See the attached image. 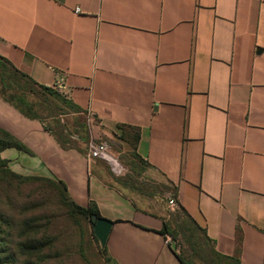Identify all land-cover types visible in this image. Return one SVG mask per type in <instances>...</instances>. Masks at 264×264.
<instances>
[{"label":"crops","instance_id":"0c3cea01","mask_svg":"<svg viewBox=\"0 0 264 264\" xmlns=\"http://www.w3.org/2000/svg\"><path fill=\"white\" fill-rule=\"evenodd\" d=\"M0 58L85 119L89 134L62 144L0 95V127L31 152L1 158L95 203L114 223L104 264H181L166 207L122 178V155L175 190L219 253L264 264V0H0ZM121 126L139 128L136 147Z\"/></svg>","mask_w":264,"mask_h":264},{"label":"trees","instance_id":"16d2710c","mask_svg":"<svg viewBox=\"0 0 264 264\" xmlns=\"http://www.w3.org/2000/svg\"><path fill=\"white\" fill-rule=\"evenodd\" d=\"M11 77L23 81L29 92L37 89L25 75L11 67L5 59L0 58V95L27 118L45 122L40 117L22 110V107L7 94L10 85L9 78L11 79ZM40 90L56 96L60 95L47 87H41ZM22 102L27 105L25 99ZM69 105L75 113H79L80 110L72 103ZM29 108L31 109V107ZM84 123L83 129L77 133L78 137L89 134L87 124ZM120 128L123 132L121 139L136 147L140 137L139 128L132 126H121ZM47 129L53 132L62 144L67 143V141H70L71 144L74 143L71 140L73 133L70 130L63 127L51 129L48 126ZM9 148L31 154L23 142L0 127V264H80V261L91 264L83 253V249L80 247L77 250L70 243L66 230L63 229L62 221L65 217L74 220L77 218L86 219L91 226L88 242L100 244L93 233L92 217L96 215L101 218L95 203L83 208L70 197L63 182L41 176H23L14 172L9 161L1 158V153ZM171 191L172 196L176 199L175 190ZM177 211L202 232L204 244L207 246V255L201 252L198 259L203 264H241L238 259L219 253L213 242L206 236L204 228L181 207ZM170 229L169 222L165 223L161 234L164 236L171 235L173 240H178L179 238L175 237ZM193 245L196 246V244ZM182 246L183 244L180 245L181 248ZM97 249V254L104 264L107 259V246L102 248L100 245ZM176 250L181 264H197L196 257L187 258L185 252L183 253L177 248Z\"/></svg>","mask_w":264,"mask_h":264},{"label":"rangeland","instance_id":"374dc122","mask_svg":"<svg viewBox=\"0 0 264 264\" xmlns=\"http://www.w3.org/2000/svg\"><path fill=\"white\" fill-rule=\"evenodd\" d=\"M6 75L10 77L8 73H6ZM9 83L10 85L7 94L12 97V100L21 106L22 110H26V112L28 111L32 115L43 119L49 128L58 129V127H63L66 130H70L73 133V137H77V133L83 129L82 126L85 124V119L82 116L77 115L62 96H56L40 89H35L33 92H29V90L25 88L23 81L14 77H11V79L9 78ZM23 99L26 100L27 105L22 102ZM29 107H31V109ZM120 162L127 167V172L125 176L122 177L125 181L134 185L139 191H144L152 196L155 195L156 199L166 207L169 216L168 222L171 226L170 232L173 233L175 237L177 236V238H179L178 240H173V237L169 235L174 246L177 249H180L181 252H185L187 258L196 257L197 264H203V262L198 259L201 252L207 255V246L204 244L203 235L201 234L202 232L196 229L185 217L182 216V214H180V212L177 211V209H170L168 204L169 195L165 194V191H167L168 188L150 176L142 173V171L138 169L137 162L134 160L132 161L131 158L126 159V157L122 155ZM105 163L109 169H111L110 165L107 162ZM113 174L115 175L114 172ZM115 176L121 177L122 175ZM50 194L53 195L51 192ZM62 225L63 229L66 230L70 243H72L77 250L81 247L83 253L87 256V259L91 264H102L103 261L97 254V247L100 246V244L97 245L94 242H88V235L91 226L86 219L77 218L74 220L65 217L62 221ZM182 244L183 246L181 248L180 245ZM193 244H196V246ZM79 263L86 264L83 261H80Z\"/></svg>","mask_w":264,"mask_h":264},{"label":"built area","instance_id":"2783aa9c","mask_svg":"<svg viewBox=\"0 0 264 264\" xmlns=\"http://www.w3.org/2000/svg\"><path fill=\"white\" fill-rule=\"evenodd\" d=\"M88 156L93 160H101L107 162L115 175H122L124 172L123 167L118 162L116 156L112 153L109 144L105 141H91L88 145ZM168 204L170 206V209L172 210L178 208V202L173 196L168 197ZM166 243L169 246L174 247L170 236H166Z\"/></svg>","mask_w":264,"mask_h":264},{"label":"water","instance_id":"95a60500","mask_svg":"<svg viewBox=\"0 0 264 264\" xmlns=\"http://www.w3.org/2000/svg\"><path fill=\"white\" fill-rule=\"evenodd\" d=\"M92 223L94 225V236L99 241L102 248L106 247L111 229L113 228L112 221L98 218V216L94 215L92 217Z\"/></svg>","mask_w":264,"mask_h":264}]
</instances>
